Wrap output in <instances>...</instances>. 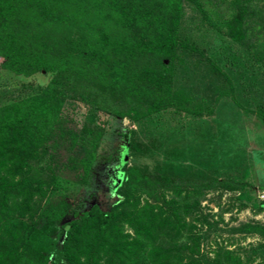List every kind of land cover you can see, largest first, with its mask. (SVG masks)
<instances>
[{"label":"trees","instance_id":"1","mask_svg":"<svg viewBox=\"0 0 264 264\" xmlns=\"http://www.w3.org/2000/svg\"><path fill=\"white\" fill-rule=\"evenodd\" d=\"M187 1L0 0V64L28 75L52 72L71 82L85 101L116 118L136 122L149 111L168 108L201 116L172 91L178 47L198 52L180 37ZM242 23L240 15L226 24L232 39L240 40ZM225 79L229 90L219 97L234 99L230 80ZM236 104L264 123V106L249 109ZM65 105V97L44 90L0 106V152L16 145L41 150L55 170L51 194L34 218L12 227L5 224L0 264H144L145 242L153 245L154 258L168 254V262L162 264H264L259 251L264 249V221L241 222L229 229L232 235L259 237L257 247L230 250L215 242L210 257L202 248L209 234L185 235V222L176 226L164 221L156 231L154 215L162 214L160 207L157 213L152 206L145 213H125L135 204L125 184L151 182L134 167H122L121 182L110 193L116 202L110 206L99 201L102 190L94 199L89 195L75 202L89 184L97 141L77 127L64 112ZM130 134L127 148L132 145ZM8 187L0 181L3 202L12 196ZM260 209L264 212V202ZM124 225L137 236L144 233L145 242L137 237L130 241ZM81 230H87L84 240ZM162 230L173 234V251L166 249Z\"/></svg>","mask_w":264,"mask_h":264},{"label":"rangeland","instance_id":"2","mask_svg":"<svg viewBox=\"0 0 264 264\" xmlns=\"http://www.w3.org/2000/svg\"><path fill=\"white\" fill-rule=\"evenodd\" d=\"M240 15V40H234L226 24ZM179 29L181 39L198 52L178 47L172 91L185 106L201 111V116L168 108L149 111L136 122L116 118L85 101L71 82L52 72L28 75L1 64L0 106L44 90L65 97L64 112L97 141L89 184L75 202L88 200L89 195L94 199L102 190L99 201L110 206L116 202V195L110 193L121 182L122 167H134L151 182L125 184L135 202L125 213H145L151 206L157 213L160 207L162 214L154 215L156 231L164 221L176 226L185 222V235L209 234L202 248L210 257L215 242L230 250L257 247L262 242L259 237L232 235L229 229L241 222L264 221L260 209L264 123L236 104L249 109L264 106V0L184 2ZM225 76L234 99L219 97L221 91L229 90ZM129 132L132 145L127 148ZM2 167L0 181L9 183L12 196L0 200L1 237L6 223L12 227L34 218L51 194L55 176L48 154L20 145L0 152ZM81 232L86 239L87 230ZM123 233L130 241L137 237L145 242L144 233L137 236L128 225L123 226ZM160 237L166 249L173 251V234L162 230ZM145 243L144 264L168 262L167 253L158 260L151 255L153 245ZM259 251L264 257V249Z\"/></svg>","mask_w":264,"mask_h":264}]
</instances>
